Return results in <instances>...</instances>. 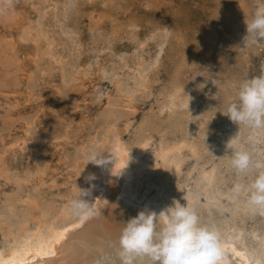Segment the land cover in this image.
<instances>
[{"label":"bare ground","instance_id":"obj_1","mask_svg":"<svg viewBox=\"0 0 264 264\" xmlns=\"http://www.w3.org/2000/svg\"><path fill=\"white\" fill-rule=\"evenodd\" d=\"M37 1L41 5L37 8L38 27H26L25 34L21 36V39L27 42L30 41L28 38L32 37V34L35 35L36 37L33 38L37 45V49L34 50L35 55L39 58L38 60L48 63V70L44 68L48 73H44L47 76L43 79L44 83H42L41 89H46L51 83V79L57 76L56 68H59L64 79L66 78L64 58H69V63L75 73L74 81L81 80V77L76 75L78 72L84 77L83 82L80 83L81 86H84L85 78L90 77L91 72L99 71L101 74L100 83L109 82L121 92L115 96L109 95L107 97L108 110L105 109L101 114H98L93 124L84 128L90 127L89 134H94V127L98 129L93 139L88 143L90 150H94L97 154H103L104 157L111 156L115 162L114 164L109 163L106 167H97L88 163L89 152L87 150L89 147H83L79 162L74 165L80 178L74 191L78 196V190H89L92 185L93 191L85 199L90 203H95L99 199L96 206L100 209L102 216L97 215L86 222H81L71 213L68 204L61 208L54 206L51 209L43 210V208L41 210L39 198L43 195L41 193L43 189L40 190L38 186L44 185V175L48 170L46 157L37 164L36 169L31 168L32 170L28 174L16 173L17 175H12L8 174L9 170L1 169V166L7 163L5 161L9 160V156L5 157L4 155L12 150L14 154L10 156L11 162H14L12 159L16 158L20 162L26 151L31 156H39L38 153L42 155L49 153V147L41 146L40 139L46 140L42 141V144H48L50 138L41 137L40 132L38 133L36 130L38 126L42 125V121L33 117L27 120V131L31 134L30 139L22 140L17 137L13 139L14 143L12 142L11 148L3 147L0 152V232L3 235V238H0V264H117L116 241L121 224L136 217L140 211L145 209L159 213L172 206L174 200L179 201L182 205L188 203L196 212L197 210L201 211L198 202L206 207L203 211L206 210L210 215V221L206 226L214 227L219 233L220 244L225 253L224 264H264V224L259 222V219L264 216V209L252 205L247 192L241 191L238 194L234 191L237 184L245 187L249 184L248 181H243L247 176L243 174L242 178L236 181L230 178L229 175L233 173L234 168L231 165L232 153L226 147L224 150L227 158L223 163L227 165L229 174L223 170L219 171L220 166L217 163L212 168L210 166V169L207 166L211 161L207 160L205 155L209 156L214 152L212 147L207 145V140L212 135H220V132H225V142L236 135L241 146L249 151V146H245L241 141V136L248 133L253 151L264 155V128L253 129L244 124L236 125L233 122H228L227 108L229 104L236 102L238 97V93L234 92L236 78L230 74L227 75V70L214 74L216 69L212 50L205 52L209 54L210 58L203 60L205 61L204 72L195 71L185 79L183 76H178L181 73L178 70L171 78L170 70L165 90L160 91L159 99L155 104L154 102L149 104L147 103L148 99L153 93L151 90L153 70L155 73L168 71V67L163 62L167 61L172 64V61H176L180 57H176V55L174 57L168 52L171 49L169 42L172 41L169 30L154 24L151 32H148L145 37L142 36V39H139L138 35V40L132 44H121L118 39L113 38V46L105 44L106 47L102 43L105 39L102 38V34H99L96 35L98 39L96 40L98 42L96 50L98 48V52L94 54L92 52L94 48L83 49L82 44L77 40L78 37L76 38L72 33L71 27L73 22L81 24L86 11L92 7H99L101 0ZM34 12L31 10L29 16ZM229 16L231 25L235 26L233 40L241 38L240 50H248V48L257 50L251 43L247 47H243V38L247 33L245 30L243 34L238 29L243 22L235 13ZM12 19L14 24L19 23L18 20ZM59 26L63 28V35L55 29ZM99 30L98 32L102 33ZM64 37L70 44L67 45ZM13 41L9 42L7 47L1 48L0 57L2 60L0 62L7 70L3 85L7 81L11 85L13 81L12 90L16 91L22 82L18 80V77H13L12 73L26 71L32 62L18 63L17 58L20 52L22 53L23 49H28L30 45ZM122 45H125L126 49L134 48L135 56L126 60L122 58L121 62H118L120 58L116 60L117 56L114 51L122 48ZM251 45L252 48L249 47ZM152 46L157 47V53L153 60L154 63L149 65L146 63H149L151 61L149 59L153 58ZM106 48L110 50V59H113L111 61L112 76L117 78L122 72L124 73L122 76H124L128 71L132 74L129 76L126 74L127 79L135 81V85L132 90L129 89V92L122 86L121 78H117L115 81L112 76H108L107 70H102L101 61L90 60L91 65L86 61L90 56L91 58L101 56ZM179 53L177 54L180 55ZM8 59H16L15 64L17 65L14 72L11 70V73L9 72V67L12 66L7 65ZM187 59L189 60L187 65H189V62L192 61ZM85 62L88 63V66L85 72H81L82 68L79 70L78 68ZM94 65L99 66V69H95ZM39 73L41 72L36 71L35 75L39 76ZM38 80H41V77ZM209 80L210 84H208ZM9 84L8 87H10ZM82 88L81 90H83ZM96 91L97 99H93V103L101 101L99 100L101 99L100 90ZM140 91H142L140 96L133 94ZM77 94L79 95V92ZM137 100L147 104L145 108L148 112L143 116L144 120L140 127L136 129L135 139L127 140L125 133L132 126L130 120L137 111L136 105L130 104H134ZM123 104L128 107V110L123 109L124 107L121 108ZM12 112L15 113L14 110L10 111L14 115ZM10 117L7 115L1 118L3 125L0 134L3 137L5 136L4 132L11 133L13 128H17L18 122L22 119L13 120ZM59 119L61 124L66 128L69 127V123L64 122L66 121L64 115L59 116ZM123 120H125L126 129L120 126ZM101 121L104 124L99 128ZM80 130L78 128L77 131L70 129L58 131L60 133H54L53 139L70 138L72 132L77 134ZM3 137L2 142L6 139ZM210 158L213 159L214 155ZM190 161V165L195 162V166L185 175H187V179L190 178L192 184L187 183L189 180L182 183L180 182L181 173L183 174L182 168ZM10 165L16 168L15 164L11 163ZM199 165L201 168H198ZM90 175H94L95 179L86 180V177ZM185 175L182 177H186ZM7 186L15 187L16 194L3 195V190L7 189ZM186 187L188 189H185ZM153 189L154 194L151 193ZM204 199L206 204L202 202ZM26 209L31 217L24 215L23 212ZM36 211L43 214L38 216ZM51 211H53L52 217L45 219ZM12 215L19 221L15 220L13 223H9V219H15ZM220 216H232L233 219L219 220L218 218L223 219ZM36 218L39 220L35 221ZM250 223L260 224V226L248 234L249 229L247 228Z\"/></svg>","mask_w":264,"mask_h":264},{"label":"rangeland","instance_id":"obj_2","mask_svg":"<svg viewBox=\"0 0 264 264\" xmlns=\"http://www.w3.org/2000/svg\"><path fill=\"white\" fill-rule=\"evenodd\" d=\"M261 5H264V0H101V5L99 7H92L86 11V15L81 21V24H77L75 22L72 23L71 31L76 38L78 37L77 40H79L80 44H82L83 49L89 50L94 48L92 52L95 54V52H98V48L96 50V46L98 44V42H96V40H98L96 35L98 36L99 34H102V38L105 39H103L104 41L102 43H104V47H106L105 44L113 46V38L118 39L121 44H132L138 40V35L139 39H142V36L145 37L148 32H151V28L154 24L169 30V35L172 36V41L169 42V47H171V49L168 50V52L174 57L175 55L176 57H180L176 61H172V64H169L167 61L163 62V64L168 67V71H159V73H155V70H153L154 73L151 80V90L153 93L151 98L148 99L147 103L149 104L152 102L155 104L157 99H159L158 94L160 91L165 90V85H167L169 81V77L167 75L170 74V70L171 78L178 70L181 72H179L180 74H178V76H183L185 79L189 78L195 73V71L204 72L205 61L203 60L209 57V54L205 53L207 50H212L213 53L212 58L215 61L214 66L216 69L214 74L218 71L223 73V71L227 70V75L230 74L236 78V89L234 92L237 94L240 84L246 78L251 79L253 77H258L261 74V63H264V41L253 44L257 50L254 48H248V50L241 51L239 48L241 38L240 40H233L235 26L231 25V22L229 21L231 17L229 15H233V13L237 14V17L243 22L238 29L244 34L246 30V23L253 19L255 10ZM40 6L41 5L37 0H0V50H2L4 46L7 47L6 45L13 40V42L16 41L20 44L30 45L28 46V49H25L26 52L24 49L22 50V53L20 52L17 61L18 63H22L24 61L29 63L32 62L26 71L15 73V66L17 65L15 64L16 59L7 60V65L12 66L9 67V72L10 70L13 71L14 73H12V76H15V78L18 77V80L22 82L20 86L16 88V91L12 90L13 81L11 85L8 81L3 85V79L5 78L7 70L2 62H0V130L3 125L1 118L4 116L9 115L13 120L22 118L18 122L17 128H13L11 133L4 132V137L6 139L3 140V142V136L0 134V152L3 147L11 148L14 143L13 139L17 137L22 140L30 139L29 137L31 134L27 131V120L33 117L37 118L36 120L38 121H42V125L38 126L36 130L38 133L40 132L41 137L47 139L50 138V143L48 141V144H42V141L45 142L46 140L40 139L41 146H45V148L49 147V153L43 155L38 153L39 156H31L29 152L26 151V154L21 157L22 159L20 162L18 158L12 159L14 162H11L10 156L14 154V151L12 150L10 153L4 155L5 157L9 156L10 162L9 160H6V165H2L1 169L9 170L8 174L12 175H17L16 173L28 174L30 170L36 169L37 164L46 157L49 168L47 167L48 170L44 175V185L38 186L40 190L43 189L41 192L43 195L39 198L41 205L40 209L42 210L44 208L43 210H46L49 208L51 209V207L54 206L55 208H61L63 205L68 204L70 200L77 197V193L74 190L76 188L75 185L78 183L80 178L74 168V165L79 162V157L83 152V147L87 148L90 146L88 144L89 141H91L93 136H95L96 130L98 131V129L94 127V134H89L88 129L90 127L87 129L84 128L85 126L92 125L98 114H101V112L105 111V109L106 111L108 110L107 97L109 95L115 96L117 93L121 92L117 90L115 85L109 82L100 83L101 74L99 71L91 72L93 75L90 74V77H86L84 86H81L80 83L83 82L82 80L84 77L80 72H78L76 75L81 77V80L74 81L75 73L71 67V63H69V58H64L66 65L65 70L67 71L66 78L64 79L62 71L59 68H56L58 70L57 76L51 79V83L46 89H41L42 83H44L43 79L47 76L44 75V73H48V63L44 60H38L39 58L35 55L36 53L34 50L37 49L36 41L33 40V38L36 37L35 35L33 36L32 34V37H27L28 40L30 39V41L27 42L21 39V36L25 34L24 31L26 27H38L39 14L37 8ZM31 10L35 12L29 16ZM61 14L63 15V12H61ZM11 17L18 20L19 23L14 24ZM21 20H23V22H21ZM11 25L13 26L11 27ZM55 29L62 34L63 28H60L59 26ZM98 29H100L102 33H99ZM64 41L67 42L65 37ZM68 44L70 43L67 42V45ZM249 47L252 48V45ZM122 48L114 51L117 56L116 60L120 58L118 62H121L122 58H125L124 60H126L135 56L134 48L126 49L125 45H122ZM151 51L153 58H150L149 61H151L146 63L149 65L154 63L153 60L157 53V47L152 46ZM28 52L30 55L27 54ZM109 52L110 50L106 48L101 56L94 58H91L90 56L86 61L90 65V60H97L96 62L101 61L103 64L102 70H107V72H109L108 76L111 77V61L113 59H110ZM187 58L192 61L189 62V65H187L189 61ZM0 60H2V58ZM87 62H85L84 65H80L78 70L82 68L81 72H85L88 66ZM57 65L59 67V64ZM94 67H96L95 69H99V66L97 67V65H94ZM44 68H47V70ZM36 71L41 72L39 73V76L35 75ZM120 74L121 75L117 78H121V83H123V85H121L129 92L132 90L133 85H135V81L127 79V75L129 76L132 74L129 73V71L126 72L124 76H122L124 74L123 72ZM217 76H220V74H217ZM39 77H41V80H38ZM112 78H114V80L117 79L114 76H112ZM210 83L211 81L209 80L208 84ZM8 84L11 88L8 87ZM81 88L83 90H81ZM98 89L100 90L99 95H101V99L99 100L101 101L93 103V99H97L96 90ZM78 92L79 95L77 94ZM141 93L142 91L139 93L135 92L133 94L140 96ZM122 94L124 95L125 93ZM125 98L128 99L127 97ZM237 100L238 97L236 98V102ZM125 104H123L121 108L124 107L123 109L128 110V107ZM130 105H136L137 111L136 114L132 115L130 120L132 122V126L129 127L130 129L125 133V137L127 140H134L136 129L140 127L144 120L143 116L148 111L145 108L147 104L143 101L137 100L134 104ZM11 110H14L15 113L12 112L14 115L10 113ZM61 115L65 116L66 121L64 122L66 124L69 123V127L66 128L63 124H61L59 119V116ZM228 122L231 121L228 120ZM25 124L27 127L24 126ZM103 124V121H101L99 123V128L100 126H103ZM120 126L123 129L127 128L125 120L120 123ZM78 128L81 130L77 134L72 132V136L70 138L64 137L61 139H53L54 133L59 134L61 131H65L67 129L77 131ZM58 131L60 132L58 133ZM248 138V133H244V135L241 136V141L245 146H249V152L252 153L253 161H264L263 153L254 152ZM225 143L227 144V142H225V132H220V135H212L210 139L207 140V145L212 147L214 152H212L209 156L205 155V157L207 160L209 159L211 161L207 165L209 169L210 166L212 168L213 165L217 163L218 166H220L219 171L223 170L226 174H229L227 165L223 163L227 158L224 150L226 147ZM87 151L90 152V147ZM212 155H214L213 159L210 158ZM11 163L15 164L16 168L12 167L10 165ZM190 164L191 161L182 168L183 174L181 173L180 178V182L182 183L189 180L187 183L192 184L190 178L187 179V175H185L188 174L195 166V162H192V165ZM198 168H201V165H199ZM183 175L186 177H182ZM242 175L243 174L238 175L234 169L233 173L229 176L236 181L239 178H242ZM245 175L247 178L243 181H248L250 183L256 177L257 170L252 169ZM7 187V189L3 190V195L16 194L15 187H12L13 189L9 186ZM185 189H188V187ZM89 191H93L92 185H90ZM152 192L154 194V189L151 193ZM202 202L204 204L207 203L205 199ZM198 206L201 208V211L197 210L200 223L201 225L206 226V224L210 221V215L206 210L203 211L206 207H204L200 202H198ZM52 212L53 211L50 212L49 216L44 218L50 219L53 215ZM23 213L25 216L31 217L29 216L27 209ZM36 213L38 216L43 214L42 212L39 213V211H36ZM6 215L8 216L9 212ZM12 217L15 219H9V223H13L15 220H18L15 216L12 215ZM220 217L223 219H218L224 221L233 219L232 216ZM34 220L37 221L39 219L36 218ZM259 222L264 224V216L259 219ZM31 223L34 224L33 222ZM258 226H260V224L250 223L247 228L249 229L247 233L249 234L253 230H256ZM0 238H3L2 232H0Z\"/></svg>","mask_w":264,"mask_h":264},{"label":"clouds","instance_id":"obj_3","mask_svg":"<svg viewBox=\"0 0 264 264\" xmlns=\"http://www.w3.org/2000/svg\"><path fill=\"white\" fill-rule=\"evenodd\" d=\"M246 33L243 47L264 41V5L257 7L253 19L246 23ZM260 71L258 77L246 78L240 84L237 102L227 108L228 119L236 125L264 128V63ZM226 148L232 153L231 165L238 175L257 170L256 177L246 187L237 184L234 191L247 192L249 202L264 209V161L254 162L252 153L241 146L236 135L230 138ZM87 159L97 167L115 162L111 156L104 157L94 150H90ZM94 179V175L86 177L88 181ZM78 191L79 195L68 202L71 213L81 222L102 216L96 206L100 200L90 203L85 199L91 195L90 191ZM116 260L117 264H224L225 253L218 231L201 225L196 210L188 203L182 205L174 200L172 206L159 213L145 209L121 224Z\"/></svg>","mask_w":264,"mask_h":264}]
</instances>
